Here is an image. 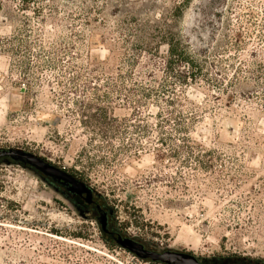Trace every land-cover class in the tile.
Masks as SVG:
<instances>
[{
	"label": "rangeland",
	"instance_id": "obj_1",
	"mask_svg": "<svg viewBox=\"0 0 264 264\" xmlns=\"http://www.w3.org/2000/svg\"><path fill=\"white\" fill-rule=\"evenodd\" d=\"M121 25L156 32L159 53L132 39L118 54ZM158 30L183 40L201 79L162 88ZM263 35L264 0H0V149L82 179L112 213L110 228L151 249L209 264L264 258ZM121 52L143 54L141 65ZM135 80L157 92L127 96ZM172 96L180 121L167 111ZM97 215L0 160V264H160L107 241Z\"/></svg>",
	"mask_w": 264,
	"mask_h": 264
},
{
	"label": "trees",
	"instance_id": "obj_2",
	"mask_svg": "<svg viewBox=\"0 0 264 264\" xmlns=\"http://www.w3.org/2000/svg\"><path fill=\"white\" fill-rule=\"evenodd\" d=\"M157 27H159L157 25ZM156 27V28H157ZM120 34V42L122 41V44L118 45V54L120 53L119 51H121L122 48H125L127 46H129V44H133L132 43V39H136V41H140L141 45L143 46V48H141L143 50V53H149V55H157L156 52L159 53L158 51V46H153L150 41L152 40V38H156L155 33H151V36L148 34V38L147 36H145V34H138V32L134 31L133 29L130 28H125L123 25L120 26V31L118 32ZM158 33H160V38L159 42L164 41V43L167 45L168 49H167V55L164 57V62H163V69L162 71L165 74V79H164V84H163V89L168 90V87H172L173 85H177L179 84L180 87H185L189 84V82H197V79H201V76H198L200 73H202V70H200L199 65L197 64V60L195 58V55L192 54V52L190 50H188V46L185 45V43L183 42L182 39H180L179 37L172 35V33L168 30H158ZM264 36V35H263ZM148 40V42H146ZM155 42L153 41V44ZM146 47V48H145ZM127 52H121V55L124 54V56L121 58L122 62L127 63L128 66L133 69L134 65H141L140 63V55L142 56L143 54H137L135 55V57L133 58H129L126 55ZM139 59H137V58ZM148 58V56H147ZM107 62V61H106ZM137 63V64H136ZM143 67V66H142ZM120 68V67H119ZM139 72H142L141 70H139ZM143 73V72H142ZM134 71H130L127 75L130 77V79H132V76L134 75ZM144 75L147 77L148 76V72H144ZM204 75V74H201ZM118 77H120L121 79L124 78L121 69L118 72ZM204 77V76H202ZM171 78H173V80H171ZM169 82H173L172 84ZM132 87L129 88V94H127V96L131 97V96H135V97H139L138 101H146L149 98H151L152 96L155 95V93L157 92V90H155V88H152L150 85H148V83L146 81H138L135 80L134 82H132ZM169 84V85H168ZM167 85V86H166ZM165 87V88H164ZM126 89V88H124ZM177 94L176 92L174 93V95ZM187 100V99H186ZM167 104H169L170 108L167 109V111H169V113L173 114L175 112L176 116L179 118L178 121H180L181 119V113L182 111L180 110H176L175 108V104L179 101L178 96L174 97H170L167 98ZM193 107L195 106L194 103ZM93 117V116H92ZM106 117V116H105ZM176 118V117H175ZM178 127H180L182 130L187 131L190 126L182 124L181 122H178ZM108 131V132H107ZM110 130H105V136H109ZM111 133V132H110ZM112 135V133H111ZM111 137V136H109ZM187 139V138H185ZM4 156H1L0 159H3ZM102 206L104 207V210H106L105 212H110L109 210H107L106 205L102 204ZM103 207H100L103 208ZM96 209V208H95ZM111 210V209H110ZM99 215H97L98 217ZM107 241H111V242H115L116 241V237L112 238L111 236H107L105 238ZM146 261H150L148 259H145ZM160 263V262H157ZM225 263H234V264H264V258H253L250 256H238V255H231V256H219L218 258H216V261L212 264H225ZM162 264V263H160ZM205 264H209V263H205Z\"/></svg>",
	"mask_w": 264,
	"mask_h": 264
},
{
	"label": "water",
	"instance_id": "obj_3",
	"mask_svg": "<svg viewBox=\"0 0 264 264\" xmlns=\"http://www.w3.org/2000/svg\"><path fill=\"white\" fill-rule=\"evenodd\" d=\"M7 162L20 163L23 166L30 167L42 176L51 179L53 182H61L72 194L86 193L85 200L92 202L94 188L82 179L76 177L63 167L57 166L42 156L21 148L0 149V157ZM107 214L102 212L99 216L102 231L106 230ZM116 242L120 247L132 252L137 257L148 259L153 262L163 264H205L197 256L187 251H177L172 249L155 250L147 247L141 241L130 236L119 235Z\"/></svg>",
	"mask_w": 264,
	"mask_h": 264
},
{
	"label": "flooded vegetation",
	"instance_id": "obj_4",
	"mask_svg": "<svg viewBox=\"0 0 264 264\" xmlns=\"http://www.w3.org/2000/svg\"><path fill=\"white\" fill-rule=\"evenodd\" d=\"M60 188H63L65 189L70 195L72 198H76L78 199L82 205L87 208L88 210H94L96 211L99 215L102 213V212H105L106 210H104V207L102 206V203L100 201V196H98L97 194H95V192H93V197H92V202H87L85 200V195L86 193H83V195H80V194H72L70 193L68 190H67V187L62 184L61 182H55ZM100 207H103L100 209ZM96 208V209H95ZM108 218H107V225H106V230H104V234L106 236H111L112 238L114 237H118L119 235L121 236H124V234L122 232H118V231H115L113 230L112 228H110V222H111V217H112V213L111 212H106Z\"/></svg>",
	"mask_w": 264,
	"mask_h": 264
}]
</instances>
